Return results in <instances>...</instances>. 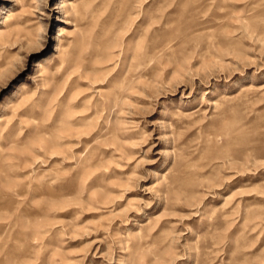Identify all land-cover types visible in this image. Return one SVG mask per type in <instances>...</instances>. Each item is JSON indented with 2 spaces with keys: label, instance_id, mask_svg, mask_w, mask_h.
<instances>
[{
  "label": "rangeland",
  "instance_id": "rangeland-1",
  "mask_svg": "<svg viewBox=\"0 0 264 264\" xmlns=\"http://www.w3.org/2000/svg\"><path fill=\"white\" fill-rule=\"evenodd\" d=\"M0 264H264V0H0Z\"/></svg>",
  "mask_w": 264,
  "mask_h": 264
}]
</instances>
